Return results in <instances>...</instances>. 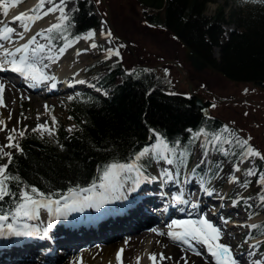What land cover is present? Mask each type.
Returning <instances> with one entry per match:
<instances>
[{
  "label": "trees",
  "instance_id": "1",
  "mask_svg": "<svg viewBox=\"0 0 264 264\" xmlns=\"http://www.w3.org/2000/svg\"><path fill=\"white\" fill-rule=\"evenodd\" d=\"M216 0H167V24L188 43L207 55L218 44L226 20L221 5L213 16L206 14L207 2ZM162 7L165 0H141ZM229 19L241 28L234 30L222 46L221 61L213 63L234 79L264 81V4L253 3ZM78 27L91 23L81 10ZM219 45V44H218ZM115 72L105 79L112 83ZM147 74L126 77L108 100L83 97L74 108L82 129L67 135L60 131L56 142L32 132L23 140V151L14 155L10 171L20 177V187H37L48 194L89 182L99 163L122 158L146 136V124L162 127L168 135L182 132L199 120L192 101L149 90ZM90 98V99H87ZM81 118H84V120ZM131 142V143H130Z\"/></svg>",
  "mask_w": 264,
  "mask_h": 264
},
{
  "label": "snow or ice",
  "instance_id": "2",
  "mask_svg": "<svg viewBox=\"0 0 264 264\" xmlns=\"http://www.w3.org/2000/svg\"><path fill=\"white\" fill-rule=\"evenodd\" d=\"M21 0H12L13 5L20 3ZM45 4H51L52 7L44 10ZM0 5L3 6V15L7 17L9 15V8L7 6V0H0ZM66 0H60L59 4L55 3V0H38L37 4L29 12L35 13L34 15H28L27 13H20L13 17L12 23L19 22L20 26L23 28L22 32L16 33V30L13 27L8 26V24L0 21V41H11L12 35L16 34L22 40L24 39L25 33L31 30V25L35 24L38 20L42 19L44 16L49 15V13L59 12L58 23L52 24L49 28L38 32L35 36H32L26 43L15 47L14 50H9L4 47V44L0 43V57H3L0 60V70H4V65L9 64L11 70L23 76L26 79L32 80L34 83L30 86H38L42 82L49 80H55L54 76L47 74L46 69L49 68L50 64L45 63V60L49 62H55L57 57L64 53L66 49L72 46L73 42L83 39H91L95 36L94 31H89L84 37L75 36L72 39H69L65 33L69 31L71 27L70 16L66 12ZM42 13V14H41ZM45 33H55L56 37L64 41L63 46L58 48L56 55H52V44L53 36L45 35ZM107 37H111V31L105 34ZM37 36H43L46 40L49 41L48 44L40 43L37 40ZM92 48L97 47L95 43L91 45ZM47 50V51H46ZM86 51V50H85ZM108 55L119 56V50L109 49ZM79 54V53H78ZM11 59H8V58ZM84 83V81H80ZM4 84L0 83V93L4 90ZM55 87V84L52 85ZM2 103V101H0ZM46 110L48 106H45ZM53 123L56 122L55 117H52ZM3 121H0V124H3ZM33 131H39L41 134L47 132L49 135L53 134V130L48 128L44 124L38 125ZM191 131V130H189ZM227 133L229 130L227 127L223 130ZM11 132L13 135L7 137L8 143L0 145V161L7 159L6 163L0 162V237H27L33 235L37 229L28 223H21L23 220H35L39 216L40 210L46 209L49 213H52L54 216L59 218L60 216H66L70 211H79L82 210L85 205L94 206L93 202L96 199L104 200L107 198L109 193L116 192L119 190L122 183L123 174H135L136 183L139 184L141 180H148L149 177L144 175V165L140 163L145 157L155 159L157 162L163 160L168 165H176L175 175L177 178L180 176V167H186L187 159L190 156L187 148L182 149L177 154V149L179 148V141L174 142L173 146H169L167 140L163 137L155 134L157 140L154 144L146 146L136 154L130 162H112L106 165L102 172L101 183L97 185L94 181L90 187L87 188H70L67 195H60L57 193L48 194L44 191H41L37 187H31L23 185V191L19 190L20 177L18 175H13L9 171V166L13 163V157L11 151H5V148L11 149L15 148L18 151H23L20 148L18 143H15L16 140V129H12ZM24 132L21 131L19 136H23ZM207 137L208 133L203 130L193 134V140L200 138L201 136ZM251 138L249 137L246 140H236V144L243 150L239 154V161L234 165V172H240V163L245 162L250 157H258L261 160H264V154H261L258 150L253 148L248 141ZM213 146V150L223 153V155H229V152L224 149L223 145L233 144V139H229L227 136L222 134H214L211 139H206L203 147L205 151L203 153L204 157L208 156V145ZM219 145V147H217ZM235 155V153H233ZM201 163H206V160L202 159ZM199 167V165H197ZM217 168H220V165H217ZM211 169H209L210 171ZM245 176H257L258 183L261 186H264V172H258L255 168H249L245 171ZM193 176L197 175L196 169H193ZM161 176L166 177L168 180L173 179V173L167 169L162 170ZM155 179V178H152ZM210 179V178H209ZM231 182H239V178L235 175L231 176ZM206 178L201 177V184L203 186ZM12 182H16L17 190H13ZM189 182L188 179L185 180V183ZM250 181H245L241 186L247 188ZM101 189L102 191H97ZM203 190L211 195V191L204 187ZM87 193V195H84ZM58 196L59 198H54ZM9 198L12 201L11 214L4 211L2 203L5 201V198ZM261 202H264V194L259 196ZM175 200L187 204V200H184L181 195H177ZM63 202V203H62ZM193 208L198 207L196 204L191 205ZM251 207V205H249ZM11 221V222H9ZM229 221L227 219L223 220L224 224H227ZM251 229L258 230L264 229V225H245ZM167 235L177 242H181L185 245H188L196 255H201L200 251L196 250V245H202L206 248L207 253L209 254L214 264H239L236 256L233 253L232 247L229 244L222 243L224 232L221 226H217L206 215L202 214L198 219H188V220H173L168 226ZM163 235L164 233H160ZM249 236L247 239H251ZM247 239L245 242H247ZM259 242L257 244L250 245L248 255L253 257L256 255V249L259 247ZM123 249H121V253ZM149 259L153 264H159V261L164 259H170V257H165L163 253L159 254V259L157 254H151ZM117 260L121 261V255L117 254ZM187 264V260H185ZM252 264H264V258L255 259L252 261Z\"/></svg>",
  "mask_w": 264,
  "mask_h": 264
},
{
  "label": "rangeland",
  "instance_id": "3",
  "mask_svg": "<svg viewBox=\"0 0 264 264\" xmlns=\"http://www.w3.org/2000/svg\"><path fill=\"white\" fill-rule=\"evenodd\" d=\"M87 2V4L91 5L92 8V14L97 20L99 16L103 15L106 16L105 13V7L107 8L108 4V20L109 24L112 28L113 33L115 36L119 39L124 40V42L128 45H134L133 52L135 55H144V54H152L156 53L157 51V45L159 41H162L164 43L163 47H166V45L169 43L170 40V33L168 32H161L160 27H156L155 25L151 24L149 22L148 12H152L150 8L148 10H145L146 8H143L138 0H106V3H102L100 0H84ZM226 1V2H224ZM219 3H227L230 6H236L237 0H220ZM77 7V2L75 4L74 0V6H72V10H74ZM217 5L215 3H209L208 4V14H212ZM146 11V12H145ZM102 12V13H101ZM227 14V12H226ZM231 24H228L226 26H230ZM102 26V25H101ZM177 49L181 53H183V50L179 48L178 43L176 42ZM81 47L78 49L80 50ZM77 46H76V51ZM211 53L213 56L218 54V50L215 48H211ZM180 53V54H181ZM161 55H165V52H160L159 56L155 59L156 61L161 60ZM127 56V54H126ZM132 58L134 55L131 53L129 54ZM86 60H84V63L87 61H92L90 55L84 56ZM216 57V56H215ZM94 58V57H93ZM128 59V58H127ZM67 60V59H65ZM129 60V59H128ZM68 61V60H67ZM112 61V60H110ZM64 62V61H63ZM176 65L174 66V73L178 76L180 79L181 89L186 90L187 89V81L185 80L184 83H182V75L179 74L175 70ZM205 73L197 74V79L199 82L203 81L205 79H209V81L206 84L205 90L207 92H213L216 93V95H213L212 93H205V95H208L211 101L209 102V108L212 109L210 116L217 117L223 124H231L235 125L237 131L241 129L245 135L250 137L251 139H254V143L262 146L264 148V107L262 106H250L251 104H257L258 101L255 99H260L261 97L264 98V92L257 91L251 88L249 89L248 93H242L243 87L240 83H235L234 81L227 79L225 77H222V75H216L214 72H212L210 69H206ZM67 76V74H64ZM177 78V77H176ZM3 94V93H2ZM4 96V95H3ZM33 95H31L32 97ZM186 96H189L188 93H185ZM252 98H249V97ZM17 100H15V98ZM30 96H27V94L23 92H16L12 97L10 96V100L7 103L6 100L0 99L2 103H0V121H3V124H0V145H4L8 143L7 137L9 135H13L11 132L12 129H16V140L15 143H18L20 146V137L19 133L23 131L24 133L27 131H30L34 128H37L38 125L44 124L48 128H51L53 130L54 123L52 120V113L55 111V113L58 115L57 119H59L61 122H63L68 130H74L78 128L77 123L73 121L71 116L68 113V106L66 101L63 100H56L54 102H42L36 95H34V98H31ZM37 98V99H36ZM195 97L192 96L191 99H187L188 101H192L194 103ZM238 101L245 104L244 106H241L238 104ZM45 106H48L49 110H46ZM200 112V109H199ZM225 122V123H224ZM223 127V125L221 126ZM239 128V129H238ZM240 132V131H239ZM242 133V136H246ZM236 141H234L233 138V144L228 145V148L233 146ZM5 151H11L13 154L17 149L15 148H5ZM257 158L250 157L245 162L240 163V166L242 169H249V168H255L258 170V172H264L263 169L259 168V165L256 162ZM2 163H6L7 159L5 158L3 161H0ZM248 181H252L253 179H257L258 181V175L257 176H251L248 177ZM230 183H227L224 187L225 191L230 190ZM249 189V185L247 188L241 187L239 189L240 193H245ZM264 214L260 215L258 218H254L253 220L263 218ZM130 238H135V236H132ZM236 238V237H235ZM224 240V239H223ZM229 240V239H227ZM238 238L235 239L237 241ZM130 239L128 240L127 245H129V248H126V255H129L130 248L132 244L130 243ZM163 243L162 245H165ZM152 241L149 242V246L152 248ZM147 246V243H143L141 246L140 253L134 252L133 256L130 258L131 260H128L130 262H126L123 264H130L134 257L137 256V260H140L141 255L145 253L144 248ZM149 248V247H148ZM125 253L122 255L125 256ZM142 253V254H141ZM131 255V254H130ZM264 255V253H263ZM126 257V256H125ZM242 256H240V261L243 262ZM101 258H97V261ZM67 260V259H66ZM117 259H115V262ZM208 262V260H206ZM239 261V263H240ZM113 264H119L115 263ZM211 263V262H208ZM121 264V263H120Z\"/></svg>",
  "mask_w": 264,
  "mask_h": 264
},
{
  "label": "bare ground",
  "instance_id": "4",
  "mask_svg": "<svg viewBox=\"0 0 264 264\" xmlns=\"http://www.w3.org/2000/svg\"><path fill=\"white\" fill-rule=\"evenodd\" d=\"M35 1L36 0H28L26 2V4H24V5H19L18 7H13L12 8V12H16L15 15H18V14H20L22 12H28V10H30V7L32 6V4ZM56 13H51L49 15L50 22L57 18V14ZM94 39H97V37H95ZM83 42L85 43L87 41L84 40ZM79 48H80V46H77V50ZM60 66H61L60 70L63 67L71 68L70 71H72V72L75 69H77L76 64L70 63L67 60H64V62H62L60 64ZM64 74H67V73L65 71H62L61 72V76L62 77H66V75H64ZM0 83H3L4 86H5L4 87V91H3V95H4L3 98L7 101V103H9L8 101L10 100L11 93H15V89H14V87L12 85L5 83L3 81V79H0ZM106 202H107L106 199L100 200L98 198V199H96L93 202L94 206L85 205L82 210L74 211V212L75 213L84 212V214L79 215V216H82V215H85V214L93 212V210L95 209L94 207L98 206L97 204H102V206H103V205L107 204ZM149 202L150 201L145 202L144 206L141 204V205H139L138 208H134L132 214H135V216L134 217H129V218L134 220V221H136V220L141 219L142 216H145L146 213L144 211V208H145V206L148 207L147 203H149ZM207 204L209 205L210 202H207ZM85 212H87V213H85ZM147 215H150V214H147ZM74 233H75V230H68L67 229L65 234L72 241H76L77 239H79V238H81L83 236H90V235L94 234V233H87L85 231H81L80 234H76V235H73ZM150 235H153V237H154V229H149L148 228V229H144L140 233H137L136 235H133V236H135V238H129L130 241H131L130 243L132 244L131 248L129 249L130 252L134 253V252L137 251L138 253H140L141 242L147 240ZM158 238H160V237L157 236L155 238L154 243H153V248H152L151 252L145 257V259L149 261V264H153L152 261L149 259L150 255L151 254H157L158 255V259H159V254L160 253H163L165 257H170V259H164V260L160 261L161 264H185V260H187V264H202V260H203L202 255H193V256L183 255V253H186V252L182 251L179 248L173 247V246L162 245L163 243H165L164 239H162V238L158 239ZM106 244L107 243H103L102 245H100L99 249L89 250L88 252L79 254L78 256H76L78 258V260H76V261H74V260L73 261H69V259H67V260L60 259V260L56 261L55 264H112L115 261V259L117 258V254L118 253L120 255L122 254L121 253V248H112L111 246L106 245ZM122 247H123V250H124L125 249L124 244H123ZM27 253H29V251H27V250L20 251V252H4L0 256L1 257H5V256H8L10 254L11 255L24 256ZM129 255L127 256V259L132 257V254L130 256ZM99 257H102L103 260L102 261H97V258H99ZM128 262H130V261H128ZM131 264H140L137 261V256L134 257V259H133ZM204 264H208V263H204Z\"/></svg>",
  "mask_w": 264,
  "mask_h": 264
},
{
  "label": "water",
  "instance_id": "5",
  "mask_svg": "<svg viewBox=\"0 0 264 264\" xmlns=\"http://www.w3.org/2000/svg\"><path fill=\"white\" fill-rule=\"evenodd\" d=\"M187 59L192 61V64L197 68L201 69L204 66H208L209 64L203 60L199 55H197L192 49L187 47ZM197 103L199 104L200 101L198 100Z\"/></svg>",
  "mask_w": 264,
  "mask_h": 264
}]
</instances>
